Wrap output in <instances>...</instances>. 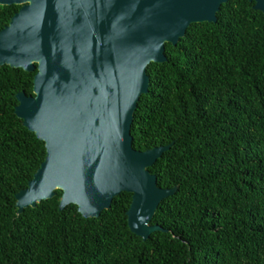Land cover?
Masks as SVG:
<instances>
[{
  "label": "trees",
  "instance_id": "1",
  "mask_svg": "<svg viewBox=\"0 0 264 264\" xmlns=\"http://www.w3.org/2000/svg\"><path fill=\"white\" fill-rule=\"evenodd\" d=\"M19 6L0 3V29ZM216 17L147 65L132 145L171 143L148 169L178 189L150 220L168 229L145 239L128 226L126 191L99 217L61 210V189L18 212L46 149L14 112L35 70L0 65V264H264V12L227 0Z\"/></svg>",
  "mask_w": 264,
  "mask_h": 264
},
{
  "label": "water",
  "instance_id": "2",
  "mask_svg": "<svg viewBox=\"0 0 264 264\" xmlns=\"http://www.w3.org/2000/svg\"><path fill=\"white\" fill-rule=\"evenodd\" d=\"M227 0H0L18 3L0 29V65L34 71L33 94H16L15 114L44 141L45 156L16 194L18 212L61 189L60 209L76 204L99 217L120 192L132 232L147 238L157 206L174 194L148 169L171 143L143 150L130 125L149 91L150 62L165 63L192 23L215 22ZM253 8L264 12V0Z\"/></svg>",
  "mask_w": 264,
  "mask_h": 264
},
{
  "label": "flooded vegetation",
  "instance_id": "3",
  "mask_svg": "<svg viewBox=\"0 0 264 264\" xmlns=\"http://www.w3.org/2000/svg\"><path fill=\"white\" fill-rule=\"evenodd\" d=\"M248 1H249V0H248ZM249 2H252V6H253L254 2H253V1H249Z\"/></svg>",
  "mask_w": 264,
  "mask_h": 264
}]
</instances>
